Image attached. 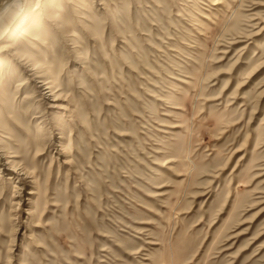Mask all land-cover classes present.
I'll return each mask as SVG.
<instances>
[{"label": "rangeland", "instance_id": "1", "mask_svg": "<svg viewBox=\"0 0 264 264\" xmlns=\"http://www.w3.org/2000/svg\"><path fill=\"white\" fill-rule=\"evenodd\" d=\"M12 28L0 264H264V0H26Z\"/></svg>", "mask_w": 264, "mask_h": 264}, {"label": "bare ground", "instance_id": "2", "mask_svg": "<svg viewBox=\"0 0 264 264\" xmlns=\"http://www.w3.org/2000/svg\"><path fill=\"white\" fill-rule=\"evenodd\" d=\"M25 1L26 0H0V39L8 36L9 33H10V36H14V34L16 33V32H12V29H14L12 27H13L14 23L16 22L17 18L19 17L21 9H22ZM24 16H27V14H25ZM33 18H35V17H33ZM26 22H27L26 19H22L16 25L17 26L16 30L22 29V34H24V35H28V31L30 32V30H27V29H25V27H23L26 25ZM5 50H6V48H5ZM22 56H24V55H22ZM23 84H25V83H23ZM47 88H49V87H47ZM11 163H12L13 167H15L17 169L19 168L18 171H23L22 175L25 176L24 178L31 176L28 171H26L22 167H19L20 165L14 163L13 161ZM24 178H21V179H24ZM34 193L35 192H33L31 194H34Z\"/></svg>", "mask_w": 264, "mask_h": 264}]
</instances>
